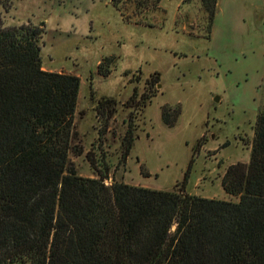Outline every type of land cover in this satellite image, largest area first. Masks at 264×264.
I'll list each match as a JSON object with an SVG mask.
<instances>
[{
    "label": "rangeland",
    "instance_id": "374dc122",
    "mask_svg": "<svg viewBox=\"0 0 264 264\" xmlns=\"http://www.w3.org/2000/svg\"><path fill=\"white\" fill-rule=\"evenodd\" d=\"M0 2L6 26L44 23L45 70L81 79L76 129L85 151L71 155L80 175L102 171L107 184L178 190L190 169L188 192L239 200L222 179L231 164L249 163L264 103V0H219L209 33L201 0L140 8L137 0ZM153 90L143 108L138 100ZM103 97L115 99L109 120L99 112ZM165 105L181 106L172 127L162 119ZM131 125L138 137L123 162Z\"/></svg>",
    "mask_w": 264,
    "mask_h": 264
},
{
    "label": "trees",
    "instance_id": "16d2710c",
    "mask_svg": "<svg viewBox=\"0 0 264 264\" xmlns=\"http://www.w3.org/2000/svg\"><path fill=\"white\" fill-rule=\"evenodd\" d=\"M218 1L201 0L208 33ZM150 2L161 0L137 7ZM44 33V23L6 26L0 16V264H264V103L249 163L231 164L222 179L238 201L188 192L190 169L178 190L107 184L108 174L82 176L71 160L85 151L76 129L81 79L43 68ZM154 91L138 100L143 108ZM99 107L109 120L115 99ZM180 113L165 105L162 119L172 127ZM137 137L131 125L123 162Z\"/></svg>",
    "mask_w": 264,
    "mask_h": 264
}]
</instances>
